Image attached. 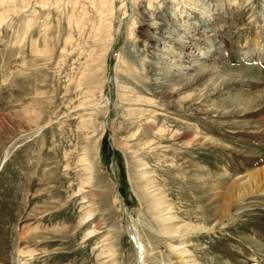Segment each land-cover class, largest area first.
Returning <instances> with one entry per match:
<instances>
[{
  "label": "rangeland",
  "instance_id": "374dc122",
  "mask_svg": "<svg viewBox=\"0 0 264 264\" xmlns=\"http://www.w3.org/2000/svg\"><path fill=\"white\" fill-rule=\"evenodd\" d=\"M261 30L264 0H0V264H264V99L230 104L264 90Z\"/></svg>",
  "mask_w": 264,
  "mask_h": 264
},
{
  "label": "bare ground",
  "instance_id": "6f19581e",
  "mask_svg": "<svg viewBox=\"0 0 264 264\" xmlns=\"http://www.w3.org/2000/svg\"><path fill=\"white\" fill-rule=\"evenodd\" d=\"M142 10H144L143 11L144 17L146 16L148 18V21L149 20L151 21L150 22L151 29H153L155 31V36H152L151 34L147 35V38L151 39V41H152V47H153V50H154L155 49V46L159 43V41L160 40L162 41L160 35L163 34L164 32H165L164 34H172V32L171 31L170 32L168 31L167 26L164 25V23L160 22L159 20L158 21L157 20L155 21L156 18H153L152 17V16H154V13L151 12L152 10H151L150 7H149V9L148 8L147 9L144 8ZM166 23H169V22H166ZM168 26H169V24H168ZM192 27H193V30L194 31L197 30V27L196 26H192ZM189 28H191V27H189ZM169 29H170V27H169ZM184 29H185V27H184ZM262 31L263 30H261V32H260L261 33L260 36H263L262 41H264V31L263 32ZM187 33L189 34L188 30H187ZM196 36H198V35H196ZM188 38H189L190 41H188V44L189 45H187V46H192V48H195L197 45H198V47L201 46L200 43L203 40L202 37H194V39H192L191 37H188ZM256 38H258V37H256ZM172 39H173V36H172ZM173 41H175V43L178 44L180 46V48L185 45V42H183V43L182 42H179L177 39H174ZM256 41L257 40L255 39V41L253 42V44H254V48H253L254 50H252L253 52L250 53L247 56L248 60L246 59L247 61L252 62L253 64H256V54H257V57H258V53H260V52H262V53H260L261 56L259 58H261L262 60H264V43H263L262 46L259 45V47H258L255 44V43H257ZM205 48L208 49V47H205ZM180 54H181V52H180ZM180 54L177 53L176 55H173V56H174V58H178V57H180ZM203 54H204V52H203ZM181 59H183V61H184V59H187V58L186 57H181ZM204 59H205L204 60L205 62L203 61L204 63L201 64V65H199V67H200L199 70H195L193 68L195 66L194 64H193L194 66H192L190 64H186L185 63L186 61H184L182 63L179 62V61L173 62L174 66H175L173 68H175L177 70V72H179V73H177L178 75L177 74L176 75L173 74V76L169 75V77H165L164 78V80L166 81L165 82V87L167 88L168 92L172 94L171 97L175 96V93L177 91H179L180 89L182 90L183 88H185V87H187L189 85H192V84H195V83L201 81L202 80V77L205 76V77H209L210 78V76L211 75H214L215 72L217 73V71H216L217 67L211 64V59L210 58H207V52L205 53V58ZM260 62H261V60H260ZM190 68H192V69H190ZM218 68H220V67H218ZM190 70L195 71V74H190L189 73ZM221 73L222 72H220V74ZM226 74H227V72H226ZM239 74H241V73H238L237 72V73H232L230 75L224 76L223 77V87H226V86H228V85H230L232 83L237 82L238 79H239V77L241 76ZM175 83H176V87H178V88H176V90L172 88L173 86H175ZM171 97H169V99ZM263 99H264V90L263 91H260V93L259 94H256L254 97H248L247 99H241V98L234 99V100H232V102L230 104H235L236 103V105H238V106L244 105V107H246L247 109H253V105L256 102L263 101ZM234 113L239 114L240 111H235ZM223 115H227V114L226 113H223ZM245 178H246L245 182L241 183V185H244L245 186V189H250V191H251L250 193L255 192V193H257V195L258 194H264V189H263L264 188V166L262 168H260V169L254 170L253 172L247 174L245 176ZM224 211H225V208H224V210H223L222 207H218L217 208V212L218 213H216V214H218V219L220 221H221V218L224 217ZM161 222H162V225H163L162 226V228H163L162 229L163 234H166V235H169L170 236V235H173V234H177L178 231L180 233L181 230H182V229H177V230H174V231L173 230L170 231V228H171V225L170 224L171 223H170V219L169 218H163V219H161ZM160 226H161V224H160ZM183 229H184L183 230L184 232H190V231H193L194 230L193 228H188V227H185ZM210 230L211 229L207 230V232L210 231ZM34 231H35V229L32 230L31 232H34ZM141 247H143V246L140 243V247L139 248H140L141 251H143V248H141ZM28 253H29V251L25 252V251H22L21 250L20 253H19V255L24 256L25 254H28ZM141 256H142V254H141Z\"/></svg>",
  "mask_w": 264,
  "mask_h": 264
},
{
  "label": "water",
  "instance_id": "95a60500",
  "mask_svg": "<svg viewBox=\"0 0 264 264\" xmlns=\"http://www.w3.org/2000/svg\"><path fill=\"white\" fill-rule=\"evenodd\" d=\"M126 229L128 231L129 236L131 237L132 241H134L133 238H132V236H131V234L129 233L128 228H126ZM135 248H137V245H135ZM139 257H140V254L138 255V264H141Z\"/></svg>",
  "mask_w": 264,
  "mask_h": 264
}]
</instances>
